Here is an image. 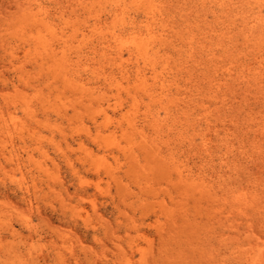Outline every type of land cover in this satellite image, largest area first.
I'll return each mask as SVG.
<instances>
[{
    "label": "bare ground",
    "instance_id": "obj_1",
    "mask_svg": "<svg viewBox=\"0 0 264 264\" xmlns=\"http://www.w3.org/2000/svg\"><path fill=\"white\" fill-rule=\"evenodd\" d=\"M47 1L50 2V0ZM55 1L56 3L52 11H49V8L48 10L45 9L47 5L44 6L41 0H15L14 4L10 2L12 5L8 2V4L6 3L7 5H4L5 10L3 11L4 14L7 13V17L3 20L0 17L1 23L4 22L0 24L5 27L3 28L0 25L2 28L0 33L4 32L3 34L5 35H1L0 41V68L2 69L0 70V178L3 179L1 176L4 175L5 179H11L12 183L15 184V187L12 186L13 190L21 193L19 197L26 206H29V209L34 207V198H37V192H39L40 188L42 189L43 186L39 184L36 185V181H33L32 185L28 181L26 182L25 177L27 176L25 175L21 174L23 177L18 178V176L12 174V170H14V173L17 169L22 170L23 166H26V161L30 163V170L33 174L35 171L36 174H40V177L46 176V180H54H52V183H48L51 187H55L54 182H56V184L57 182L62 184L60 185L58 183L60 185L59 188L65 186V183L60 181L62 175L59 174V170L57 171V175H61L60 178L54 175L55 170H53L54 172L51 170V168L56 169L54 167L56 163L59 164L57 159H55L56 155L53 157L56 162L54 161V164H52L54 165L53 167L50 165L51 168L46 166L45 161L39 160L43 157L44 159L46 157L47 160L51 159L49 156L50 153H48L47 150V145L45 146L44 144V142H47L46 139L49 136L46 138L44 135L38 134L42 130H38L39 132L35 130V132L30 122H34L35 124L42 122L38 114L40 111L48 118L54 114L58 117V120H66L68 123H72L75 120L77 123L74 122V127L78 128L74 129L72 125L69 124L70 127L76 131L83 130L84 132H82L85 134V136H82L83 134L81 135V132L80 134L79 132H75L78 136L80 135L78 141H75L78 142L79 148L85 150L87 154L86 159L84 156V159L81 157L83 159L82 167L85 171H93L99 178L100 176H104L102 174H107L109 175L108 178H112L119 183L120 180L124 179L123 177L126 176L129 178L128 176H130L128 173L131 172L132 168L130 167L129 172L128 163L134 164V167L138 165L140 167L141 162L144 160L145 165H143L145 169L148 167V171L146 170L148 172L147 175H150L151 178L145 175V169L141 170V172H143L142 174L145 175L147 180H154L155 174L161 178V172L165 170L162 172V176L165 173V177H163L165 179L167 178V183L164 178L163 180L167 186L164 184H161V186H165L167 190L160 187V185V188L158 187L160 192L163 189L166 191L163 192L167 194V198L163 197L165 196L163 192H161L163 196L159 195L165 198L163 202L160 201L162 198L160 199L158 196L159 192L156 191L158 189H155L156 186L153 184H151V188L153 187L152 193L157 194L151 197L153 199L156 197L155 200L150 199L153 200V205L148 197L146 198V194L143 195L149 189L147 188L146 190L144 187L145 185L147 186L148 183L144 184L143 182L142 184L146 191L142 190V186L140 187V185H138L142 192L145 191L144 193L137 191V193L140 192V194H137L131 191L130 184L132 185L135 183L133 179L136 180L141 176L138 174L140 172L138 169L136 172H133L135 177L131 174L129 181H126V186L131 180L133 182H130V184H128L129 186H127L130 187L128 189L131 192H127L128 190L126 191L123 188V184L120 185V187L122 186V189H124L123 192L121 191L123 193L122 195H124V192L127 194L124 200L126 197H133V194L135 196H145L144 201L147 199L149 202L146 200V203L143 202L142 206L141 203H139L140 206L137 204L139 208L143 206L154 207V201L156 202V206L158 205L157 202H161L159 216L158 213H156L158 209L156 210V207L152 208V210H156H154V213L157 214V217L160 218L163 215L165 219L162 220V217L161 221L155 216V222L158 221L159 223L160 221L159 224H161L159 226L158 223H155L158 225V229H156L159 230V232L163 231L162 234H164V232L167 231V227L171 225L170 228H174V231L172 230L171 232L169 227L168 231H170L169 233H175V231H177L174 238L175 240L178 239V241L171 238V235L165 236L166 239L169 238L170 241L180 242L179 238L184 237L181 238L182 243L185 242L186 238L189 239H186L187 241L185 242L187 244L185 245L188 246V250H185L186 246L180 248L179 243V248H176L175 246H177V244H175L174 247L177 253L184 249L182 250L183 253H180V255H185L189 253L190 250L188 257H190V259L192 258L193 261L196 258H193V253L191 252L194 246L196 248V246L198 247L200 245L198 248L204 253L201 252V250L194 249L195 254L199 251L197 253L199 255L201 252L200 258L203 260H199V264H201L202 261H204L202 263L204 264L206 260V263H208L211 259H213L212 261L215 263L211 262L210 264H264V0H211L209 1L211 4L208 3V1L200 0V2H204V8H202L203 6L201 7L200 13L202 14V11L205 10L206 16L204 25L202 26L198 21H192L195 16L192 17L193 19H191V21L185 18L187 15H184V18L181 17L180 20L173 17L171 18V16V19H168L167 10L169 8L167 9V5L163 3L164 1L166 2V0H162L163 2L160 0H58V2L54 0V2ZM189 1L192 2L191 0ZM206 2L207 4H205ZM133 3L137 6L135 7L137 8L135 14H131L130 12L132 9H130V6ZM9 4L11 5L10 8ZM5 6H8L7 8H9L10 11L7 12L8 9ZM170 7L172 6L170 5ZM190 7L191 9L194 8L192 6ZM172 8L170 10H172ZM173 10H176V8ZM176 12L179 13V9ZM170 13L172 15L174 11ZM190 13L192 12L190 11ZM2 17H4V15ZM203 17L204 16H202V18ZM211 17L212 19H210ZM189 18H191V15ZM4 37L7 38L5 39ZM171 54L175 55L176 58L178 57V61L181 60V64L176 63V66H171V64H174L171 63L172 61L170 60ZM167 56L169 58L168 60ZM190 63H192L191 66ZM192 67L193 69L191 70ZM185 74L188 78L184 80H188L191 85L188 83L185 86L182 83V85H184L182 87H185L184 89L187 88L184 91H182L183 88L181 84L178 87L174 86L178 88V91H173L177 93L173 95L171 90L172 86L178 85V83L181 82V76L186 78ZM184 80L183 82H185ZM240 80L241 82H239ZM237 82L238 86L239 83H243L242 86L244 85L243 89H240L241 92H238V86L237 92L234 88ZM19 112H22L24 115L20 117ZM52 121H50V124ZM64 121L63 124L65 123L66 125L67 122ZM43 122L45 121L43 120ZM59 122L61 123V121ZM54 123H52V125ZM78 123H80V125H77ZM81 124L85 128H81ZM52 127L55 128V126ZM58 129L61 130L60 128ZM52 132L54 133V130H52ZM72 134L70 133L69 135L73 137ZM61 135L60 131V136ZM55 138L54 136H52V138L49 137L48 143H53L54 145L56 142L57 144V141L54 142ZM64 138L65 141L68 139H66V137ZM61 140L59 139V142H61ZM176 140L181 142H177L176 144ZM87 142L94 143L99 150H104V152H101L103 154H100L98 150L99 153L97 154L96 152L95 154V149L93 150L91 146L88 147ZM71 143L72 142L69 144L71 145ZM56 147L58 148V146H55V148ZM63 147H65L64 143ZM79 148L77 146V149ZM72 149H74V153L78 155L80 152L83 153L82 151L77 153L75 150L76 146H73ZM65 150L66 149H64V151ZM71 150L69 146L70 153H72ZM37 152H40V156L43 157L37 159ZM69 155L64 153L65 159H68L64 162L69 164L67 167H70L69 170L72 173V178L71 176L67 177V180L68 178L72 180L77 179L78 181L76 182H78V186L75 187L76 185L74 186L72 184L74 186V192L64 187V192H67L66 195L69 196V198L67 196L68 199L74 197L73 199H75L78 204L76 206V204L72 202L76 206L74 209H71V206L67 207V204L64 205V203L67 202H69L68 204L70 205L72 198L70 201H68L67 198V200L62 198L64 194L61 193L63 191L61 187L60 190H62L61 192L58 191V194L61 193V196H59L65 199V201L63 203L62 199L60 200V203L62 202L60 207L64 209V211H60L64 213L66 211L70 214L71 211H73L71 214L72 217H70L71 220L73 219V222L76 224L78 223L77 221L83 220L85 223L83 225L87 227L92 224L89 223V220L98 223L102 216V213L101 216L100 214L98 215L100 212L97 208V206L99 207L98 198L96 199L93 195V198L97 201L91 200V193L94 191L91 193L88 191L86 186H88L89 183H85L84 179L90 182L94 180L89 179V177L82 180L84 175L82 176L81 170L83 168L81 167V170H78L79 168L75 166V163L79 161L77 162L74 160L75 158L77 160L79 158L75 157L73 159L75 161L74 163L71 161V157H68ZM72 155L73 154H71V156ZM111 157L114 160H111ZM151 157L154 160L156 157L155 161L158 168L154 167L153 169L152 167V169L156 171L159 170V174L154 173L153 175L149 173L151 171L149 170V166H152V163L155 162L151 161ZM122 160H125V162H122ZM114 163L120 166L122 163H125L124 165L128 167L123 166V169L127 168L128 172H126L125 175L121 174V176L118 175L119 171L116 174L114 170H118V167L116 165L117 169H114ZM7 164L12 168L9 169ZM30 165L29 167L27 165V167L30 168ZM59 168L60 167H58V169ZM136 168L132 169V171ZM140 169H142V167ZM125 170L122 171L124 172ZM117 175L121 179L117 177ZM35 176H33V179L37 178ZM152 176L154 177L152 178ZM48 177L50 178L48 179ZM65 177L66 176L63 178ZM84 177H87V175ZM27 178L30 180L29 176ZM71 179L69 180L71 181ZM157 180L160 182L162 179ZM163 180L161 182H163ZM107 181L104 183L107 184ZM139 181L140 178L138 182ZM99 182L100 181H97L98 184L94 183L97 184L95 188L99 192L98 194L103 195L104 190V192H108L105 193L111 198L110 192L112 190L109 192L110 188L107 190L104 189V184H102L104 185L102 188ZM72 183L74 182L72 181ZM33 186L34 188H32ZM39 186L40 188L37 190ZM54 187L52 188V193L56 192ZM107 187L106 185V188ZM46 188L49 191H43L45 194L42 193L41 190L40 192L47 196L48 193L50 194V189L48 187ZM59 188H57V190H59ZM117 188L121 194L120 190L122 189L119 187ZM8 190V185L3 181V186L0 187V195L4 198L6 205L14 209L15 205L12 204L17 202L15 201L16 199H14L15 203H12L11 199L9 200ZM150 190L151 189L148 190L149 194ZM154 190L156 192H154ZM69 191H71V193ZM41 193L40 195L42 196ZM95 193L97 194V192L92 194ZM105 193L104 196L107 198ZM131 193L133 194L131 195ZM39 196L37 199L45 197ZM3 198L0 199L3 200ZM41 199H39V201ZM88 200L92 201V209H94L92 213H97V217L100 216L98 217L99 220L93 219L94 216L98 219L96 214L91 216L92 213H89L92 218L87 216L88 213L86 209V218L83 217L85 211L83 210L84 208H81ZM140 200L142 201L143 199L141 198ZM140 200L138 199V202H140ZM120 201L121 203L123 202V200L119 198V202ZM125 201L128 200L126 199ZM204 201L212 210L213 208L216 209L217 213H213V218L210 214L206 213L209 207H207L205 203V205L203 204ZM8 202L10 204H8ZM124 203L126 204V202ZM127 203H131V200ZM147 203L151 204L146 205ZM2 204L0 202V206H2ZM38 204H35V209ZM21 205L23 206V204ZM21 205H18L19 208H17V210L8 209L10 213L5 212L4 207L3 212L7 214L1 211V207L0 264H15L17 261L18 263L16 264H27L31 261H34L33 264H40L39 259L41 258L39 257L42 253H40L41 255L37 253L39 256L35 253V255L32 254V252H34L33 248L37 246L34 244L38 242V236L35 235L37 236L35 243H30L31 241L29 238V240L27 239L25 242V237H21V232L13 223L9 222L10 220L8 217H6V220L7 218L9 220L8 223L4 227L2 226L5 224L4 222H6L3 217L4 214L8 216L12 211L14 216V213L18 210L19 213H21L22 209H26L24 207L22 208ZM114 205H116V207L118 206V211L121 210L119 209L120 204ZM194 205L195 210L197 209V214L192 215L190 212L192 209L188 207ZM31 209L30 214L32 213L31 211H33ZM39 209L38 206L37 210ZM89 209L90 208H88V210ZM145 209L147 211L149 210L147 208ZM27 210L28 209H26V211ZM82 210L84 211L83 213ZM150 210L148 213L151 214L152 210ZM16 213L18 214V212ZM26 213L29 214V212ZM23 214H25V212ZM28 214L25 215L30 218H24L25 221L22 222L32 229L34 227L33 220ZM63 215L66 216V213ZM19 216L20 215H18V218ZM21 217H23V215H21ZM21 217L20 219H22ZM87 217H89V219ZM13 218L10 219L14 220ZM143 220L145 219H142L141 222ZM211 220H218L217 224L218 222L221 224L220 228H218V232L214 226H211L213 225ZM204 221H208L209 223L205 225L206 223H204ZM210 222L212 224H210ZM100 223L103 225V222ZM136 223L134 224L136 225ZM134 224H132V227H134ZM208 224L210 226H208ZM150 225L151 224H149V226ZM200 225L203 226L202 229L205 228L207 232L204 229L199 230L198 227H200ZM91 226L94 229L99 228L98 224H92ZM122 226L123 224L121 227ZM127 227H131V225H127ZM160 227H162V229ZM210 227L213 230L216 229V232L207 230L208 228L210 229ZM37 228L38 227L33 228L34 231L37 230ZM136 228H138V224ZM177 228H181L183 233L178 232ZM25 229L28 228L25 227ZM104 229H108V227L104 226ZM109 229L106 231L107 233L109 231V234L114 232V230H111L113 228ZM114 229L115 231L117 230L116 228ZM181 229L179 231H181ZM2 230H4V232L8 231L9 235L1 232ZM100 230L101 228L98 234L102 235ZM37 231H39V228ZM168 231L166 234H168ZM30 232L28 233L30 234ZM57 232L54 230L53 233L57 234ZM204 232L206 236L200 237L201 233ZM116 233L114 234L117 239L118 237L116 235L120 232ZM125 233L122 234L125 235ZM128 233L131 234L130 232ZM132 233L134 234L133 236H131L132 234L128 235L136 239V235L139 232L136 233L132 231ZM178 233L181 234V237ZM29 234L27 235L34 236L33 234ZM58 234H60V237L64 235L59 232ZM145 234L148 236V233ZM196 234L199 236H196ZM144 235L142 233L143 237ZM59 236L57 235L56 238L58 239ZM185 236L187 237L185 238ZM115 237L113 236L114 239ZM162 237L160 235V238ZM8 238H13L15 242H18L14 244L13 240L10 239L11 242H9ZM124 238L125 237H122L120 241ZM59 239L63 240V237ZM114 239L111 242L117 246V244H119V238L117 240L115 239L118 242L114 241ZM148 239L150 241L148 240L149 242H147V245L143 243L146 242L147 239L142 242L146 246L142 245L140 242L138 243L137 240L135 242L132 241L134 243L129 242L128 244H131L129 246L131 252L126 250L124 253L126 257L128 252L130 256L133 257L136 253H139L140 255L138 258L140 257V260L135 257H128L133 260L136 259L135 262L137 261L138 264H149L147 263L148 261H150V264H159L158 261L155 263L158 259H155L156 253L152 250V248L156 246L153 242L154 240H151V237ZM166 239H164L165 241L161 239L162 244L165 242L163 245L166 243L168 244V247L166 246L167 244L163 247L162 244H160L161 246L159 245L162 247L161 249L164 248L162 251L168 252V249L171 251L172 249L174 250V247L169 245L171 243L169 239H167L169 242H167ZM23 240L24 244L22 243L23 245H21ZM27 241H29V243ZM55 241L60 245L61 242L59 243V240L58 242L57 240ZM55 241L53 242L55 243ZM76 242L80 243V241ZM26 243L30 245L28 246ZM25 244L29 247L30 250L26 246L30 254H25L27 250L22 247L25 246ZM31 244L34 245L33 248L30 247ZM189 244L192 246L191 249ZM59 245H56V248L59 249L60 247L63 249L66 246V244H63V247ZM69 245L72 246L71 243ZM69 245H67V247ZM81 245L82 247H79L80 250H82L84 246L83 243ZM105 245L107 246L108 244L105 243ZM105 245H103L104 248ZM43 246L44 244L41 245L42 248L39 251H42ZM159 246L157 245L156 247L161 251ZM72 247H68V249L72 250H68L70 253L76 251L74 247ZM118 247L120 246L118 245ZM65 248L63 251L66 252ZM125 249L126 248H124V251ZM60 250L61 249H59V251ZM44 251L43 249L42 252ZM59 251H57V254L62 257L64 256L63 254H65V260L67 261L66 253L60 255L61 253H58ZM110 251L111 253H117V249H112ZM124 251H122V255ZM74 252L73 254H75ZM167 252L166 254H169ZM176 252L174 254L172 253L173 255L171 254L172 257L167 255L166 258L173 259V256L177 254ZM46 253L47 252L44 254ZM115 253L114 256L117 255ZM202 253L205 256H203ZM73 254L71 253V258L73 256L77 257L76 254ZM106 254L104 253V255ZM119 254L118 252V256L120 257L121 255ZM153 254H155L152 258L153 261L155 260L154 263H152L153 261L150 259ZM166 254L164 253L163 255L165 256ZM47 255H42V258ZM49 255L48 257L50 258L51 256ZM108 255L109 254H107V256ZM125 255L120 257L121 261L122 259L125 261ZM207 255H210L211 258ZM107 256H104L102 260L104 262L102 263H106V260L108 261L109 257L107 259ZM177 256L179 255H176V257ZM76 257H73V259L76 260ZM80 257L82 258V256ZM119 257L115 259L118 260ZM52 258L53 257L50 259ZM112 258H110V260H112ZM200 258L198 257L195 261ZM63 259L60 257L59 260L63 261ZM180 260L177 259L175 262H182V260L183 264H186L185 261L187 262L184 258ZM128 261L127 259V262ZM140 261L142 263H139ZM168 261L169 260H167V262ZM45 263L43 262L41 264ZM128 263L133 264L134 262L130 260ZM168 264H170V262Z\"/></svg>",
    "mask_w": 264,
    "mask_h": 264
},
{
    "label": "rangeland",
    "instance_id": "obj_2",
    "mask_svg": "<svg viewBox=\"0 0 264 264\" xmlns=\"http://www.w3.org/2000/svg\"><path fill=\"white\" fill-rule=\"evenodd\" d=\"M7 1H8V0H6V1H4V0H0V17H1L2 20H3L4 18L7 17V15H6L7 13H6V11H5L6 14H4V12H3V11L5 10L4 5H5L6 3L8 4V2H9V3H10V2H11V3L13 2L12 4H14V2H15V0H12V1L10 0V1H8V2H7ZM41 1L44 3V4H43L44 6L47 5V6H45V9L48 10V8H49V11H50V10H51V11L53 10V8H54V6H55V3H56V1L54 2V0H50V2L47 1V0H41ZM59 1H61V0H59ZM160 1H162V0H160ZM163 1H164V0H163ZM163 1H162V2H163ZM171 1H172V2H171ZM191 1H192L193 3L190 2L189 0H186L187 3L185 2V0H170V1H169V0L167 1V0H166V2L164 1L163 3H164L165 5H167V9L169 8V9L167 10V11H168V12H167V18H168V19H171V18L173 17V18H176V19H179V20H180L181 17L184 18V15H187L188 17L185 16V18H188V19H190V21H191V19H193L192 17L195 16V18H194L192 21H193V22H194V21H198L199 23H201V26L204 25V21H205V18H206V16H205V12H204L205 10L202 9V10H204V11H202V14L200 13V12H201V11H200V10H201V7L203 6L202 8H204V4H203L204 2H200V0H198V1H197V0H194V1L191 0ZM201 1H203V0H201ZM204 1H208V3H210L209 1H211V0H204ZM45 2H46V3H45ZM51 2H52V3H51ZM57 2H58V0H57ZM11 3H10V4H11ZM7 4H6V5H7ZM10 4H9V5H10ZM12 4H11V5H12ZM179 4H180V5H179ZM187 4H189V5H187ZM191 4H192V5H191ZM194 4H196V5H194ZM205 4H207V2H206ZM210 4H211V3H210ZM9 5H8V6H9ZM11 5L9 6V8L11 7ZM170 5H171L172 7H174V8L170 7ZM173 5H174V6H173ZM182 5H183L184 7H183ZM8 6H5V7L7 8ZM131 6H132V7H131ZM131 6H130V9H131V8H132V9L130 10V12H131V14H135V13L137 12V11H136L137 8H135V7H137V6H136L135 3L131 4ZM176 6L178 7V9H179V11L181 12V14H180V12H179V13L176 12V11H178V9H177ZM180 6H181V7H180ZM188 6H189V7L192 6V7H194V8L191 9V7L189 8ZM197 6H198V7H197ZM199 6H200V7H199ZM9 8H7V9H8L7 12L10 11ZM171 8H172V10H170ZM175 8H176V10H173V9H175ZM181 9H182V10H181ZM189 9H190V10H189ZM193 10H194V11H193ZM169 11H170V12H173V11H174V13H176V14L172 13V15H173V16H172L171 13H170ZM190 11H191L192 13H190ZM2 12H3V13H2ZM194 12H195L196 14H195ZM188 13H189V14H188ZM209 13H210V12H209ZM197 14H198L199 16H198ZM203 14H204V15H203ZM210 14H211V13H210ZM3 15H4V17H2ZM178 15H180V16H178ZM190 15H191V18H189ZM170 16H171V18H170ZM202 16H204V17L202 18ZM196 17H197V18H196ZM1 19H0V20H1ZM202 19H203V20H202ZM210 19H212V17H211ZM0 23H1V21H0ZM2 23H4V22H2ZM2 23H1V24H2ZM1 24H0V25H1ZM1 26H2V25H1ZM2 27H3V26H2ZM3 28H5V27H3ZM1 29H2V28L0 27V30H1ZM3 33H4V32H3ZM3 33H2V32L0 33V41H1V37L4 35ZM1 35H2V36H1ZM4 36H5V35H4ZM4 38H5V37H4ZM6 38H7V37H6ZM6 38H5V39H6ZM168 56H169V54H168ZM168 56H167V60L169 59ZM170 57H171L170 60L172 61V62H171V61H170V62L175 64V65H174V64H171V66H172V65H173V66H176V63L181 64V60L178 61L179 59H178V57L176 58L175 55H172V54H171ZM183 61H184V59H183ZM185 64H186V63H185ZM191 64H192V63H190V66H191ZM192 69H193V67L191 68V70H192ZM0 70H2V69L0 68ZM185 77H186V74H185ZM181 78H182V79H181ZM187 78H188V77L184 78V77L181 76V77H180L181 82L178 83V85H173V86H172V89L170 88V89L172 90V92H173V91H176V92H177V91H178V88H177V87L180 86V84H181V87L184 86V85L186 86L189 82H188V80H184V79H187ZM183 80H184L185 82L187 81L186 84H185V82H183ZM179 81H180V80H179ZM239 82H241V80H240ZM182 83H183L184 85H182ZM189 84H190V83H189ZM242 84H243V83H241V84L239 83V86H238V82H237V84H235L236 86H235L234 88H235L236 92H237L238 87H239L238 92H241L240 89H243V87H244V85L242 86ZM190 85H191V84H190ZM174 86H177V87H174ZM237 86H238V87H237ZM187 87H189V86H187ZM176 88H177V89H176ZM182 88H183V87H182ZM184 88H185V87H184ZM184 88L182 89V91H184V90L187 89V88H186V89H184ZM175 89H176V90H175ZM176 92H173L172 94L174 95V93H176ZM176 94H177V93H176ZM175 96H176V95H175ZM177 96H178V95H177ZM179 96H180V95H179ZM184 97H185V96H184ZM38 114H39V118L41 119L42 122L39 123V124L36 123L37 125H36L34 122H30V123H32V126L34 127V128H33L34 131H35V130H36V131H38V130L41 131V130H42V131H41L42 133L39 132V131H38L39 133H38V132H37V133L40 134V135H42V136L44 135L46 138H47L48 136L51 137V138H52V136L56 137L55 140H54V142L57 141V144H56V142H55L56 145H55V144H54V145H55V146H58L59 149H58L57 147L55 148V146L53 145V143H48V138H49V137H48V138L46 139L47 142H44V144H45V146L47 145V150H48V153L51 154V155L49 154V156L51 157V159H49V158H50V157H49V158H48L49 160H47L46 157H45V159H46V160H45L43 156H42L43 158L40 156V152H37V153H36L37 159L42 158V159H39V160H43V161H45L46 166H49V167L51 168V166H52V167L54 166V165H52V164H54V161L56 162V160H54V158H53V157L56 155V156H55V159H57V162H58L59 164L56 163V166H54L56 169H54V168L52 169V168H51V170H52V171L55 170V172L53 171V172H54V175H56V176L59 177V178H60L61 175H62L63 177L66 176L65 178H63V177L61 176L62 179H60V181H62L63 183H65V186H61V187L63 188V191H62V192H61L62 189L60 190L61 187L59 188V186L62 185L60 182H57V184L59 183L60 185H59V184L57 185L56 182H54V183H55V187H54V186L51 187L50 185H48V183H49V182L52 183L54 180H53V179H51V180H46V179H47L46 176H41V177H42V178H41V177H40V174H36V172H35L34 170H33V171H34V174H33V172H31V170H30V169H31V165H30V163H29L28 161H26V162H25L26 166H23V168L25 169V168L27 167V165H28V167H29V165H30V168L27 167L25 170H24L23 168H22V170H20V169L18 170V169H17V171L15 170V171H16L15 173L13 172L14 170H12V174L18 176V178H22V177H23L22 175H25V176H27V177L29 176L30 180H29L27 177L24 176L26 182L28 181V182L32 185L33 181H36V185L39 184V185H42V186L44 187V188H43V187L41 186V187H42V189H41L40 186H39V187H37V188H38L37 190H39V188H40V190L42 191V193L45 194V192L49 191V190L46 188V187H48V188L50 189V194L48 193L47 196H46V195L42 194V193L40 192V190H39V192L42 194V196H45V197H42V196L40 195V193L36 191V192L38 193L37 198H38V196L40 195V196L42 197V199L39 198V199H41V200L39 201V199L34 198V199H35V200H34V207H35V204L37 205V204L39 203L38 206H39L40 209L37 210L38 206L36 207V209H35L34 207H33V208L31 207L32 209H31V208H30V209L33 210V211H31L32 213L30 214L29 206H28V205L26 206V205L24 204V202H23V201L20 199V197H19V196L21 195V193L15 191V190H13L12 186L15 187V184L12 183V181H11L10 178L5 179V178H4V175H2L1 177H2L3 179L0 178V187L3 186V181H5L6 184L8 185V187H9V190H8V193L10 194V195L8 194L9 200L11 199V200H12V203H15V201H16L17 203L12 204V205H15V206H16V208H15V206H14V209H13L11 206H7V205H6V202H5L4 198L0 195V198H1V199L3 198V200H4V201H3V200L0 199L1 204H2L3 202L5 203V204L3 203L2 206H0V210H1V207H2V210H1V211L3 212V208L5 207L7 210L4 208V211L8 213V212H9L8 209L11 208V210H12V209H13V210H17V208H19L18 205H21V204H23V206L21 205L22 208L24 207V208L28 209L27 211H26V209H24V210H25V211H24V210L21 208V209H22V210H21V213H22V212H23V213L25 212V214L27 215L28 213H26V212H29L28 215H30V216H31V219L33 220V221H32V222H33V225H34L33 228L38 227L40 232L37 231V230H38V228H37V230H35V231L37 232V233H36V232L34 231L33 228H32L33 230L30 229L29 227H27V225H26L24 222H22V221H25L26 218H30V217L26 216V215L23 214V213H22V214L19 213V210L16 211V212H18V214H17L16 212L14 213L16 216H15V215L13 216V214H12L13 212L10 210V211H11V214H12V215L9 214L10 217H9V215L6 216L5 214H7V213L3 212V213H5L3 217H4V219H5L6 222H4L5 224H3L2 226L4 227V226L8 223V221L10 220L9 222L13 223V224L17 227V229L21 232V233L19 232L20 235H21V237H23V238L25 237V238H24V239H25V242H26V240L29 238L30 241H31L30 243H32V242L35 243L36 240H37V238H38V239H39V240H37L38 242H36V244L33 243L35 246H36V245H37V246L34 247V245H32V244H31V246H30L31 248L34 247V248H33V251H34V252H32V250H31L32 254H33V255H35V254H37V253H38V254L42 253V255H47V254L49 255V254H50L49 256L53 257L52 259H50L51 257L49 258L48 255H47L46 257L43 256V258L45 257V258L43 259V258H42V255L40 254V255H41V256L39 257V258H41V259H39L40 264L43 263V262H44V263H45V262H48V263H45V264H49V263H50V264H64L65 262H66L65 264H76V263H77V264H90V263H91V264H111V263L120 264L121 262H125V263L129 264L128 262H129L130 260H131L132 262H134L133 264H135V263L138 264L137 261L135 262L136 259L133 260V259H131V258L128 257V256H130V253H129V252H128V254H127V257H126V255L124 254V253L126 252V250H127V251H130L129 246H130L131 244L129 245V244H128L129 242L131 243L132 241L135 242V241L137 240L138 243L140 242L142 245H144V244L146 243V245H147V244H148L147 242L150 241L148 238L151 237V240H154V241H153L154 244H155L156 246H157V245L159 246L160 244H162V240H161V239H163V241H165V240H164V239H166L165 236H167V235H168V236L171 235V238H174V236H176L175 233H176L177 231H175V233H169L170 231L172 232V230L174 229V228H173V229L170 228L171 225L168 226L170 229L166 226V227H167V231H168V229L170 230V231H168V234H166L167 231H165V230H164V231H165L164 234H162L163 231H160V232H159V230H157V229H158V225L155 224V223H158V221L155 222V220H156L155 216L157 217V214H155L154 212L158 209V210L156 211V213H158V216L160 215L159 213H160V209H161V202H163V200H164L165 198H167V194L163 192V191L167 190V188H165V186H167V185H165V184L167 183V180H166L167 178H166V179L164 178V177H165V176H164L165 173L163 174L164 177L162 176V172L165 171V170H163V171L161 172V176H160L161 178H159L156 174L154 175V173H158V171H159V170H158V171L153 170L154 167L158 168V167H157V164H156V161H155L157 156L155 157V160L151 157V158L153 159V160L151 159V161H152V162L155 161L154 163H152V166L150 165V164H151V161H149V158H148V161H149V163H150V164H149V165H150V166H149V170H151L149 173H150V174L152 173V174L155 176V179H154L155 181H154L153 179H152V180H147V179H146L145 175H147V173H148V172H147V171H148V169H147L148 167L145 169V166H144V165H145V162H144V160L142 161L143 163L141 162V166H140V167H139V165L137 164L138 166H136V167H139V168L134 167V166H133L134 164H129V163L127 164V163H126V164L129 166V167H128V166L124 165L125 163H124V164L122 163L121 166H120L119 164H117V163H114V169H117V168H116V165H117V167H118V170H114V172L117 174V172L119 171L120 173L118 172V175H120V176H121V174H122V175H125V173L128 172L127 168H125L127 171H126L125 169H123V166L128 167L129 172H130V167H131L132 169L136 168L134 171H132V169H131V172L128 173V174H130V176H131V174H132L133 177H135V175L133 174V172H136L137 169H138V171H140V172H141V170L145 169V170H144V171L146 172L145 175L142 174L143 172H141V173L139 172V173H138L139 175H141L140 177L137 178L138 180H139V178H140V181H139V182H138L137 179H136V180L133 179V182H135V183L131 185L130 182L133 183L132 180H131L129 183H127V186H129L128 184H130V186H131V191H133L134 193H135V192L137 193V191L142 192V191L140 190V188H139L138 185H140V187H141L142 184H143V182H144V184L148 183V184H147L148 187H147L146 185H145L144 187L146 188V190H147V188L151 189V190H150V194H151V195L148 193V192H149V191H148L149 189L146 191L145 188H143V186L141 187V189L143 188L142 190H145V191H146V193H144L145 191L142 192V193H144L143 195L146 194V195H145L146 198L148 197V199H149V201L152 203V205H153V200H155L156 197H155V199H153V198H151V197H152V195L154 196V194H156V193H152V192H153V191H152L153 187L151 188V184H153V185L156 186L155 189H158L159 185H160V187H162L161 184H162V185H163V184L165 185L164 187H162V188H164L165 190H164V189H163V190L161 189V190H162L161 192H163L165 196H163V193H161V192L159 191L160 189L156 190V191L159 192L158 196H159V195H162L163 197H165V198H162V196H161V197L159 196L160 199L162 198V200H160V201H161L160 203L157 202L158 205L160 204L159 206L157 205L158 208H157V206H156V202L154 201V203H155L154 207H156V210H155V209L152 210V208H154V207H150V206H149V207H147V206H146V207L143 206V207L139 208L137 204L141 203V206H142L143 202L146 203V202H145V201L147 200L146 198H145L146 200L144 201V197H145V196H142V197H141L140 195H139V196H135L133 193H131V195L133 194V197H134V198H133L131 195H130L131 197H129V194H128V197H129V198L126 197V199H127L128 201H125L126 199L124 200V197L127 196V194H125L126 192H124V195H122V194H123L122 192H123L124 189H125L126 191L128 190L127 192L130 191V190L128 189V188H130V187H127V186H126V181H129V178H131L130 176H128L129 178H127L126 176H125V177L122 176V177L124 178V179H122L123 182L125 183V184H124V183L122 182V180H120L121 178H120L118 175H117V177L120 178V179L118 178V179L120 180L119 183H117L118 181H114L112 178H108L109 175H107V174H102V175H104V176H100V178H99V176H98L96 173H93V171H88V170L85 171V170H84V168L82 167V166H83V165H82V164H83L82 161H83L84 157H85V159L87 158V154H86L85 150L79 148V145H78V142H77V141H78V138H79L80 135L78 136L76 133L79 132V134H80V132H81V135L83 134L82 136H85V134L83 133V132H84L83 130H82V131H83V132H82V131H76V130H73V129H72V128H74V129H77V128H78V127H74V126H75V125H74V122H76L75 120H74V122H72V123H68V121H66V120H65V121L62 120V119H59V120H58V119H57L58 117L55 116L54 114H53L52 116H50L49 118H48L45 114H43L41 111H40ZM19 115H20V117H22L24 114H22V112H19ZM40 115H41V116H40ZM42 116H43V120H44L45 122H43V120H42ZM44 117H45V118H44ZM52 117H54V118H52ZM55 118H56V119H55ZM48 119H49V120H48ZM47 120H48V121H47ZM52 120H53V121H52ZM55 120H56V121H55ZM50 121H52L51 124H50ZM59 121H61V123H60ZM63 121H64V122H67L66 125H65V123L63 124ZM28 122H29V121H28ZM54 122H55V123H54ZM52 123H54V124L52 125ZM76 123H77V122H76ZM76 123H75V124H76ZM48 124H49V125H48ZM69 124L72 125V128L70 127ZM40 125H41L43 128H42ZM51 125H52V126H55V128L52 127ZM56 125H57V128H56ZM62 125H63V126H62ZM77 125H80V123H78ZM77 125H76V126H77ZM81 125H82V124H81ZM44 126H45V128H44ZM46 126H47V127H46ZM67 126H68V127H67ZM40 127H41V128H40ZM66 127H67V128H66ZM79 127H80V126H79ZM51 128H54V129H51ZM58 128H60L61 130H59ZM81 128H85V127L82 125ZM50 129H51V130H50ZM68 129L71 130V131H69ZM52 130H54V133H55V134L52 132ZM55 130H56V131H55ZM78 130H79V129H78ZM36 131H35V132H36ZM60 131H61V134H62L61 136H60ZM50 132H51V134H50ZM75 132H76V133H75ZM45 133H46V134H45ZM70 133H71V134L73 133V134H72L73 137H72L71 135H69ZM55 135H56V136H55ZM65 135H66V136H65ZM68 135H69V136H68ZM74 135H75V136H74ZM77 136H78V137H77ZM64 137H66V139H67V138H68V139L65 141V140H64V139H65ZM59 139H60V140L63 139V140H61L62 143L59 142ZM75 140H77V141H75ZM179 140H180V139H179ZM179 140H176V141H175L176 144H177V142H179ZM69 141L72 142V143L74 142L73 144L71 143L72 146L69 144V143H70ZM68 142H69V143H68ZM180 142H181V141H180ZM180 142H179V143H180ZM63 143H64V146H65V147H63ZM87 143H88V147L91 146V148H93V150H94V149L96 150V151L94 150V153H95V154H96V152H97V154H98L99 152H100V154H103V153H101V152H104V150H99V148H97V146L94 145V143H91V142H87ZM51 144H52L53 146H52ZM91 144H92L93 146H92ZM69 146H70V150L73 148V146H74V147L76 146V149H75L76 152L78 153V152L82 151L83 153L80 152L79 155H78V154L74 153V152H75L74 149H72V150H71L72 153H70V151H69ZM77 146H78L79 149H77ZM51 148H52V149H51ZM64 149H66V150L64 151ZM165 149H166V148H165ZM97 150H98L99 152H98ZM68 152L70 153V155H69ZM38 153H39V155H38ZM55 153H56V154H55ZM64 153H66L67 155H69L68 157H71L70 159H72L71 161H73L74 163H75V161H77V162L79 161V162L81 163V164H80L79 162H78V163H75V166L79 168L78 170H81V167L83 168V169L81 170V174H82V176H83V175H84V176L87 175V177H84V176H83V177H82V180H83L84 178H88V177H89V179L94 180V181L90 182V181H88L87 179H84V180H85V183H87V184L89 183V185L86 186V188H88V191H89L90 193H91L92 191L97 192V194H96V193H95V194H92V193H94V192H92L91 195H92V198H93V195L96 197V199L98 198V199H97V200H98V205H99V207H100V209H99V207L97 206L98 210L100 211V212L98 213V215L100 214V216H101V213H102V216H101V217L98 216V217H100V221H98V223L94 221V220H99V218L97 217V213H92V212H94V211H93L94 209H92V207H93V203H92V201H90V200L86 201V202L83 204V206H82L81 209L84 208V209H83L84 211H85V209H86V210H87V213H88V215H87V214H86V211L84 212V211L82 210V213L84 212V213H83V217H85V215H87V216H89L90 218H92L91 216H93L94 214H96V217H97L98 219H96L95 216H94V218H93V219H94V220H93L94 222H92L91 220H89V223H92L93 225H94V224H95V225L98 224V225H99V228H97L98 230H97L96 228L94 229V228L91 226L92 224H90L89 226H87V227H89V228L85 227V225H83V224H85V223L83 222V220H79V221H77V222L79 223V225H78V223H77V224L74 223V222H73V219L71 220V218H70V217H72L71 214L73 213V211H71V214L65 211L67 217H66L65 215H63V214H65V213L63 212L64 209H63L62 207H60V205L62 204V202L64 203L65 199H66L67 196H68V195H66L67 192H66V193L64 192V191H65V190H64V187H65V189H66V188H69V190H72V191L74 192V190H73V189H74V186H75V185H76L75 187L78 186V182H76V181H78V180H77V179H76V180H72V179H71V178H72V173H71V171L69 170L70 167H67V166H69V164L67 163V164H68V165H67V164L65 163L68 159H67V158H66L67 160L65 159L66 155H65V157H64ZM52 154H54V155H52ZM71 154H73V155H72L73 157L71 156ZM81 155H82V156H81ZM57 156H58L59 158H58ZM78 156H79V157H78ZM83 156H84V157H83ZM75 157L79 158L81 161H80L79 159L77 160ZM81 157H83V159H82ZM74 158H75V159H74ZM73 159H74L75 161H74ZM65 160H66V161H65ZM111 160H114V159L111 157ZM146 160H147V159H146ZM64 161H65V162H64ZM148 161H147V162H148ZM0 162H1V161H0ZM46 162H47V163H46ZM50 162H51V163H50ZM113 162H114V161H113ZM122 162H125V160H122ZM2 163H3V161H2ZM27 163H28V164H27ZM60 163H61V164H60ZM47 164H48V165H47ZM76 164H77V165H76ZM143 164H144V165H143ZM154 164H156V165H154ZM161 164H162V163H161ZM7 165H8V168H9V169L12 168V167H11V168L9 167V164H7ZM50 165H51V166H50ZM57 165H58V166H57ZM59 165H60V166H59ZM78 165H79V166H78ZM80 165H81V166H80ZM130 165H131V166H130ZM153 165H154V166H153ZM162 165H163V164H162ZM146 166H147V164H146ZM160 166H161V165H160ZM160 166H159V167H160ZM58 167H60V168L58 169ZM66 167H67V168H66ZM119 167H120V169H119ZM133 167H134V168H133ZM141 167H142V169H140ZM152 167H153V169H152ZM161 167H162V166H161ZM163 167H164V166H163ZM33 168H34V167H33ZM121 168H122V170H125V171L123 172V171L121 170ZM156 168H155V169H156ZM86 169H87V168H86ZM139 169H140V170H139ZM58 170H59V174H61V175H59V174L57 175V171H58ZM68 170H69V171H68ZM146 170H147V171H146ZM60 171H61V173H60ZM87 171H88V172H87ZM121 171H122V172H121ZM154 171H155V172H154ZM25 172H26V173H25ZM66 172H67V173H66ZM68 172H69V173H68ZM159 172H160V171H159ZM16 173H17V174H16ZM23 173H24V174H23ZM123 173H124V174H123ZM0 174H1V173H0ZM21 174H22V175H21ZM35 174H36V176H35ZM66 174H67V175H66ZM69 174H70V175H69ZM85 174H86V175H85ZM89 174H90V175H89ZM158 174H159V173H158ZM20 175H21V176H20ZM93 175H94V176H93ZM126 175H127V174H126ZM136 175H137V174H136ZM166 175H167V174H166ZM33 176H35V177H37V178H36V179H33ZM70 176H71V178H68V180L71 179V181H70V180L68 181V180H67V177H70ZM92 176H93V177H92ZM148 176L151 178L150 175H147V177H148ZM154 176H152V178H153ZM35 177H34V178H35ZM97 177H98L100 180H99ZM133 177H132V178H133ZM136 177H137V176H136ZM156 177H157V178H156ZM166 177H167V176H166ZM16 178H17V177H16ZM49 178H50V177H48V179H49ZM96 178H97V179H96ZM107 178H108V181H107ZM163 178L166 180V183H164ZM9 179H10V181H9ZM32 179H33V180H32ZM63 179H64V180H63ZM103 179H105L108 183H107V184L104 183V182H106V181L103 180ZM111 179H112L113 181H112ZM126 179H127V180H126ZM143 179H144L145 181H144ZM157 179H159V180L162 179L163 182H161V181H162V180H161V181H160L161 183H160V182H158ZM52 180H53V181H52ZM65 180H66V182H65ZM109 180H110V181H109ZM40 181H41V182L43 181V182L41 183ZM45 181H47V182H45ZM57 181H58V180H57ZM72 181H73L74 183H72ZM97 181H100L99 183H101V185H102V184L105 185V186L102 185V188H103V186H104V189H106V190H107L108 188H110V189H109V192L112 190V191L110 192V194H111V198H110V196H107L108 194L105 193V192H107V191L104 192L103 189H102V190H103V195H102V194H101V195L98 194L99 192H98L97 189L95 188V187H97V184H98ZM151 181H152L153 183H152ZM83 182H84V181H83ZM102 182H103V183H102ZM109 182H110V184H109ZM40 183H41V184H40ZM50 183H49V184H50ZM68 183H69V184L71 183V184L69 185ZM76 183H77V184H76ZM90 183H91V184H90ZM94 183H97V184H94ZM113 183H114V184H113ZM159 183H160V184H159ZM72 184H73L74 186H73ZM116 184H117V185H116ZM118 184H119V185H118ZM122 184L124 185V186H123L124 189H122V186L120 187V185H122ZM136 184H137V185H136ZM33 185H34V184H33ZM44 185H45L46 187H45ZM51 185H53V184H51ZM67 185H68L69 187H68ZM106 185L108 186L107 188H106ZM153 185H152V186H153ZM125 186H126L127 189L125 188ZM137 186H138V187H137ZM53 187L55 188L54 190L56 191V192H54V193L51 192ZM56 187L59 188V190H57ZM117 187H119L120 189H122V190H120V192L122 191L121 194L119 193ZM160 187H159V188H160ZM32 188H34V186H33ZM46 189H47V190H46ZM94 189H95V190H94ZM132 189H133V190H132ZM43 191H45V192H43ZM58 191H60L62 194H64V195H63L64 197H62V198H65V199L60 198V196H61L60 194H61V193L58 194ZM131 191H130V192H131ZM156 191L154 190V192H156ZM14 192H15V193H14ZM33 192H34V189H33ZM69 192L71 193V191H69ZM73 192H72V193H73ZM112 192H114V193H112ZM117 192H118L119 194H118ZM140 192H138L137 194H140ZM158 192H157V193H158ZM165 192H166V191H165ZM55 193H56V194H55ZM101 193H102V191H101ZM104 193H105V195L107 196V198L104 196ZM107 193H108V192H107ZM160 193H161V194H160ZM112 194H113L114 196H113ZM137 194H136V195H137ZM147 194H148V196H147ZM59 195H60V196H59ZM70 195H72V194H70ZM156 195H157V194H156ZM156 195H155V196H156ZM14 196H15V197H14ZM40 196H39V197H40ZM57 196H59V197H57ZM103 196H104L105 198H104ZM149 196H150V198H149ZM158 196H157V198H158ZM10 197H12V198H10ZM114 197H115V198H114ZM136 197H137V199H136ZM138 197H140V198H138ZM59 198H60V199H59ZM68 198H69V196H68ZM68 198H67V199H68ZM71 198H72V199H71ZM71 198H70V199L72 200V201H71V204L69 205V204H68L69 202H67V203H64V205L67 204V205H68L67 207L71 206L70 208H71V209H74V208L77 206L78 203H76V200L73 199L74 197H71ZM92 198H91V200H96V199H94V198L92 199ZM119 198H120V200H121V199L123 200L122 203H121V201L119 202ZM130 198H131V199H130ZM141 198L143 199L142 201L140 200ZM14 199H16V200L14 201ZM36 199H37L38 201H37ZM61 199H62V202L60 203V200H61ZM67 199H66V200H67ZM70 199H68V201H70ZM111 199H112V200H111ZM138 199L140 200V202H138ZM150 199H153V200H150ZM97 200H96V201H97ZM130 200H131V203H127V202H130ZM136 200H137V202H136ZM158 200H159V198H158ZM2 201H3V202H2ZM35 201H36V202H35ZM149 201L147 200V202H149ZM19 202H21V203H19ZM72 202H74V203L76 204V206H75V204L72 203ZM89 202H90V203H89ZM114 202H115V203H114ZM124 202H126V204H125ZM166 202H167V199H166ZM95 203H97V202H95ZM151 203H150V204H151ZM204 203L206 204L205 201L203 202V204H204ZM8 204H10V203L8 202ZM16 204H17V205H16ZM91 204H92V205H91ZM114 204H117V205L120 204L119 209H121V210L118 211V210H117V207H118V206L116 207V205H114ZM127 204H129V205H127ZM148 204H149V203H147L146 205H148ZM150 204H149V205H150ZM205 204H204V205H205ZM144 205H145V204H144ZM152 205H151V206H152ZM206 205H207V204H206ZM25 206H26V207H25ZM62 206H63V205H62ZM84 206H85V207H84ZM139 206H140V204H139ZM27 207H28V208H27ZM63 207H64V206H63ZM67 207H66V209H67ZM137 207H138V208H137ZM194 207H195V205H194V206H189L188 208H190V209L193 210ZM207 207H209V206L207 205ZM61 208H62V209H61ZM88 208H90V209L88 210ZM145 208H147V209H149V210L151 209L153 212L150 210V211H151V214H150V213H148L149 210L147 211ZM34 209H35V210H34ZM115 209H116V210H115ZM142 209H143L144 211H143ZM60 210H63V211H60ZM67 210H68V209H67ZM75 210H77V209H75ZM75 210H74V211H75ZM145 210H146V211H145ZM154 210H155V211H154ZM192 210H190V212H191L192 215L197 214V212H196L197 209L195 210V208H194V210H193V211H192ZM211 211H212V213H211ZM217 211H218V210H217ZM61 212H62L63 214H62ZM69 212H70V210H69ZM116 212H117L118 214H117ZM119 212H120V214H119ZM215 212H216V209L213 208V210H212V208H210V207H209V210L206 211V213H207V214H210V216H211L212 218H213V213H215ZM9 213H10V212H9ZM89 213H92V215L90 216ZM121 213H122V214H121ZM193 213H194V214H193ZM216 213H217V212H216ZM216 213H215V214H216ZM149 214H150V215H149ZM215 214H214V215H215ZM18 215H20L19 218H18ZM21 215H23V217H21ZM24 215H25V216H24ZM103 215H104V217H103ZM207 216H208V215H207ZM207 216H206V217H207ZM6 217H8L9 220H8V218H7V220H6ZM13 217H14V218H13ZM20 217H21L22 219H20ZM68 217H69V218H68ZM89 217H87V218L89 219ZM118 217H120V218H118ZM162 217H163V218H162ZM214 217H215V216H214ZM10 218H11V219L13 218L14 220H11ZM15 218H16V219H15ZM17 218H18L19 220H18ZM24 218H25V219H24ZM63 218H64V219H63ZM85 218H86V217H85ZM154 218H155V219H154ZM157 218H158L159 220H161V218H162V220H163V219H164V216L162 215L160 218H159V217H157ZM103 219H104L105 221H104ZM142 219H145V220H143V221L141 222ZM146 220H147L148 222H147ZM162 220H161V221H162ZM164 220H165V219H164ZM67 221H68V222H67ZM69 221H70V222H69ZM71 221H72V222H71ZM136 221H137V223H136ZM138 221H140V222H138ZM144 221H145V222H144ZM217 221H218V220H214V221L211 220V222H213V225H211V226H214V227L217 229V232H218V230H219L218 228H220V225H221V224H220L219 222H218V224H217ZM100 222H103V225H101L102 223H100ZM104 222H105V225H104ZM146 222H147V223H146ZM211 222H210V224H212ZM68 223H69L70 225H69ZM134 223H136V225L138 224V228H136V225H135ZM159 223H160V221H159ZM159 223H158V224H159ZM164 223H165V221H164ZM164 223H163V224H164ZM204 223H206L205 225H207V223H209V222H208V221H204ZM75 224H76V227H77L78 229L75 227ZM120 224H121V225L123 224V226L121 227ZM132 224H134V227H132ZM145 224H146V225H145ZM149 224H151V225L149 226ZM153 224H154V225H153ZM125 225H126V226H125ZM127 225H128V226L131 225V227H127ZM140 225H145V226H140ZM160 225H161V224H159V226H160ZM164 225H165V224H164ZM164 225H163V226H164ZM202 225H203V224H202ZM205 225H204V226H205ZM68 226H70V227H68ZM90 226H91V227H90ZM104 226H105V227H108V229H109V228H110V229L113 228V229H111V230H114V232H113V233L111 232V233L109 234V232H110V231H109V232L107 233L106 231H107L108 229H104ZM208 226H210V225L208 224ZM208 226H207V227H208ZM218 226H219V227H218ZM25 227L28 228V229H25ZM71 227H73V228H71ZM94 227H95V226H94ZM123 227H124V228H123ZM141 227H142V228H141ZM166 227H165V228H166ZM202 227H203V226L200 225V227H198V229H199V230H203V229H204V230L206 231V229H205V228L202 229ZM207 227H206V228H207ZM214 227H213V228H214ZM100 228H101L100 233H102V235H101V234H98ZM114 228H116V229L119 230V231H117V230L115 231ZM119 228H120V229H119ZM122 228H123V229H122ZM125 228H126V229H125ZM132 228H133V230H132ZM156 228H157V229H156ZM160 228L162 229V227H160ZM85 229H86V230H85ZM87 229H88V230H87ZM110 229H109V230H110ZM144 229H145V230H144ZM177 229H178V228H177ZM180 229H181V228H180ZM180 229H178V232L183 233V232H182V229H181V231H179ZM216 229H215V230H216ZM54 230H56V232L58 231L59 233H63V234L65 235V236H64V235L62 236V237H63V240H60V239H59V238H62V237L59 236L60 234H58V232H57V234H56V233H55V234L53 233ZM103 230L106 232V234H105V232H104ZM131 230H132V231H135L136 233L139 232V233H137V235H136L137 238L134 236L136 239H134L133 237L131 238V237L129 236V235H131V234H132L131 236H133V235L135 234L134 232H133V233H134V234H133ZM139 230H141L142 232L139 231ZM175 230H176V227H175ZM207 230L212 231L213 229L210 227V229L208 228ZM215 230H213V231H215ZM30 231H31V232H30ZM32 231H33V233H32ZM52 231H53V232H52ZM102 231H103V232H102ZM126 231H127V232H126ZM145 231H146V232H145ZM173 231H174V230H173ZM1 232H4V230H2ZM28 232H30V234H33L34 236L37 235L38 237H37V236H35V237H34V236H31ZM38 232H39V233H38ZM76 232H77V233H76ZM116 232H117V233L120 232V233L117 234ZM121 232H122V233H125V232H126V233H125V235H123ZM128 232H130L131 234H129ZM156 232H157V233H156ZM206 232H207V231H206ZM215 232H216V231H215ZM93 233H94L95 235H94ZM96 233L98 234L99 238H98V236H97ZM114 233H116V234H117L116 236L119 238V244L116 243V242H118V241H116L118 238L116 239ZM142 233H143V235H144L145 233H148V236H146V234H145V235H144L145 238H144V237L142 236ZM158 233L161 235V237H162V236H163V237L160 238V235H159ZM4 234L9 235V232H8V231H7V232H4ZM24 234H25V235H24ZM27 234H29L31 237L28 236ZM78 234H79V235H78ZM107 234H108V235H107ZM112 234H113V235H112ZM120 234H121V235H120ZM128 234H129V235H128ZM155 234H156V235H155ZM165 234H166V235H165ZM172 234H173V235H172ZM179 234H180V233H178V235H179ZM204 234H206V233H205V232H204V233H201L200 237H205L206 235H204ZM41 235H42V236H41ZM57 235L59 236L58 239L56 238ZM149 235H150V236H149ZM154 235H155V236H154ZM158 235H159V236H158ZM185 235H186V234H185ZM197 235H198V234H196V236H197ZM202 235H203V236H202ZM40 236H41V238H40ZM78 236H79V237H78ZM93 236H94V239H93ZM100 236H101V238H100ZM109 236H110V237H109ZM113 236L115 237L116 240L113 238ZM119 236H120V237H119ZM140 236H141V237H140ZM179 236L181 237V234H180ZM179 236H178V237H179ZM182 236H184V235H182ZM198 236H199V235H198ZM26 237H27V238H26ZM36 237H37V238H36ZM122 237H125L126 239L124 238L125 240L123 239V240L120 241V239H121ZM147 237H148V238H147ZM154 237H155V238H154ZM186 237H187V236H185V238H186ZM200 237H198V238H200ZM31 238H32V239H31ZM64 238H66V239H64ZM80 238H81L82 240H81ZM96 238H97V239H96ZM112 238L114 239V241H116L115 243L117 244V246H116L114 243H113L114 245L112 244V242H111V241L113 240ZM143 238H144V240L147 239L146 242H143V241H144ZM152 238H154V239H152ZM176 238H177V237H176ZM181 238H184V237H181ZM181 238H179V241H180V242H173L172 240L170 241L169 238H167V239H169V241L172 243V244H171V243L169 244L170 246L172 245V247H174L175 244H177V246H175V247L177 248V247H178V243H179V247H180V248H181V247L184 248V247L187 245L185 242L187 241L186 239H188V238L185 239V242H184V240H183L184 243L181 242ZM10 239L13 240V243H14V244L18 242V241L15 242L13 238H8V241H9V242H11ZM29 239H28V240H29ZM33 239H34V240H33ZM35 239H36V240H35ZM40 239H41L42 241H41ZM69 239H70V240H69ZM101 239H102V240H101ZM110 239H111V240H110ZM132 239H134V240H132ZM139 239H140V241H139ZM159 239H160L161 241H160ZM167 239H166V241H167ZM55 240H57V242H58V240H59V243L61 242L60 245H62V247H63V244H64V245L66 244L65 247H67V245H69V244L71 243L72 246L74 247V249L77 251V252H76V251H75V252L73 251V252L77 255V257H76V256H73V255H75V254H73V252H71V253L73 254L72 256H73L74 258L76 257V260H77L78 262H77L75 259H73V257L71 258V253L68 251V250H71V249H68V247L71 248L72 246L69 245L67 248L64 247V248L66 249V252L63 251L64 248L62 249V248L59 247V249H61V250L59 251V249L56 248V245H59V244H57ZM127 240H129V241H127ZM148 240H149V241H148ZM158 240H159V241H158ZM174 240H175V238H174ZM176 240L178 241V239H176ZM176 240H175V241H176ZM188 240H189V239H188ZM196 240H197V239H196ZM199 240H200V239H199ZM39 241H41L42 243L39 242ZM53 241H55L56 244H55ZM65 241H66V242H65ZM70 241H71V242H70ZM76 241H80V243H77ZM97 241H99V242H97ZM100 241H101V242H100ZM114 241H113V242H114ZM169 241H167V242H169ZM194 241H195V240H194ZM197 241H198V240H197ZM197 241H196V242H197ZM215 241H216V240H215ZM27 242L29 243V241H27ZM63 242H64V243H63ZM121 242H122V244H121ZM134 242H132V243H134ZM142 242H143L144 244H143ZM157 242H161V243H157ZM22 243L24 244V240L21 242V245H23ZM28 243H26V244H28ZM40 243H41V245L44 244V246H43V249L45 250L44 252H42L43 249H42V251H39V250H41V248H42L41 245H40ZM51 243H52L53 245H52ZM76 243H77V244H76ZM82 243H83L84 246H83L82 250H80L79 247H82V245H81ZM105 243L108 244V245H107L108 248H107V246L105 245ZM126 243H127V244H126ZM164 243H165V242H164ZM164 243H163V244H164ZM173 243H174V244H173ZM26 244H25V246H22V247H23V249L26 248V250H27V247H28L30 244H28V246H27ZM111 244H112V245H111ZM154 244H153V245H154ZM163 244H162V247L165 246L167 243H166L165 245H163ZM185 244H186V245H185ZM60 245H59V246H60ZM80 245H81V246H80ZM103 245H105V248H104ZM118 245H119L120 247H118ZM146 245H144V246H146ZM189 245H190V249H191L192 246H191V244H189ZM26 246H27V247H26ZM45 246H46V247H45ZM112 246H113L114 248H113ZM115 246H116L117 248H116ZM156 246L152 248V250L156 253V258H155V257H154V258H155V259H158V260H156V261L154 260L155 263L158 261L159 264H161V263H162V264H168L169 262H170V264H183V260H182V262H178V263H176L175 261H176L177 259L180 260V259L184 258L185 260H187V262L184 260L186 264H191V262H192V264H193V262H194V264H196V262H197V264H199V263H200L199 260H203V259L200 258V254H201V252H203L200 248H198V247H200V245H199L198 247L196 246V248H195V246H194V249H197V250H199V251L201 250V252L199 253V255L197 254L199 251L195 254V251H194L193 248H192L193 251L191 252V253H193V258H196V259H197L198 257L200 258V259H198L197 261H195L196 259L192 261V258L190 259V257H188V256H189V253H190V250H189V253H187V254H185V255H184V254H183V255H182V254L180 255V253H183L182 250H184V249H182L181 251H180V249H179L180 252L178 251L179 253H177V252H176L177 250L175 251V247H174V250L172 249L173 252H172L170 249H168V252L166 251L167 253L170 254V255H169V254H166L165 251H162L164 248L161 249V248H162V247H160L161 245L159 246L161 251H159V248L156 247ZM166 246L168 247V244H167ZM183 246H184V247H183ZM44 247H45V248H44ZM53 247H54V248H53ZM73 247H72V248H73ZM172 247H171V248H172ZM179 247H178V248H179ZM35 248L38 250V252H37V250H36ZM39 248H40V249H39ZM55 248H56V249H55ZM124 248H126L125 251H124ZM154 248H155V250H154ZM185 248H186L185 250H188V246H186ZM28 249H29V247H28ZM49 249H50V250H49ZM74 249H73V250H74ZM83 249H84V251H83ZM112 249H115V250L117 249V251H116L117 253H115V252L111 253L110 250H112ZM29 250H30V249H29ZM29 250H27V252L25 251V254H26V255H27V254H30V253H28ZM46 250H47V251H46ZM118 250H120V251H118ZM157 250H158V251H157ZM166 250H167V248H166ZM57 251H59L58 253H61L60 255H62L63 253H66V259H67V261L65 260V254H63V255H64L63 257H62V256H59V254H57ZM62 251H63V252H62ZM71 251H72V250H71ZM86 251H87L88 253H87ZM122 251H124V252H123V255H125L124 257H126V258H125V261H124V259H122V261L120 260V257H121V256L123 257V255L121 254ZM169 251H170V252H169ZM174 251L177 253L176 255H179V256L176 257V255H175V256H173V259L166 258L167 255H168L169 257H172V255L175 253ZM45 252H47V253L44 254ZM48 252H49V253H48ZM82 252H83V253H82ZM118 252L120 253L119 255H121L120 257L118 256ZM130 252H131V251H130ZM154 252H153V253H154ZM162 252H163V253H162ZM184 252H185V251H184ZM34 253H35V254H34ZM51 253H52V254H51ZM91 253H92V254H91ZM93 253H94V254H93ZM104 253H105V254L107 253V254H109V255H108V256H107V254L104 255ZM114 253L117 254V255L114 256ZM164 253L166 254L165 256L163 255ZM172 253H173V254H172ZM203 253H204V252H203ZM203 253H202V254H203ZM32 254H31V255H32ZM38 254H37V256H39ZM79 254H80V256H82V258L79 256ZM158 254H159V255H158ZM160 254H161V255H160ZM171 254H172V255H171ZM52 255H53V256H52ZM111 255H112V256H111ZM136 255H137V256H136ZM136 255H134V257H135V258H138V256H139L140 254H139V253H136ZM154 255H155V254H153L152 257H151L150 259H152ZM78 256H79V257H78ZM85 256H86V258H85ZM104 256H107V259H108V257H109L108 261L105 259V260H106V263H102V262H104V261H102L103 258H104ZM113 256H114V257H113ZM157 256H158V257H157ZM182 256H183V257H182ZM190 256H191V254H190ZM194 256H195V257H194ZM196 256H197V257H196ZM203 256H205V255L203 254ZM203 256L201 255L202 258H203ZM207 256H209V257L211 258L210 255H207ZM32 257H34V256H32ZM47 257H48V258H47ZM60 257H61L62 259L64 258L63 261L61 260L62 263H61V261L59 260ZM112 257H113V258H112ZM116 257H117V258L119 257V259L116 260V259H117ZM130 257L134 258L133 256H130ZM149 257H150V256H149ZM159 257H160L161 262H160V260H159ZM178 257H179V258H178ZM180 257H182V258H180ZM191 257H192V256H191ZM54 258H55V259H54ZM78 258H79V260H78ZM110 258H112V260H110ZM115 258H116V259H115ZM163 258L166 259V260H164ZM206 258H207V257H206ZM80 259H81V261H80ZM127 259L129 260L128 262H127ZM138 259L140 260V257H139ZM162 259H163V260H162ZM204 259H205V257H204ZM50 260H51V261H50ZM53 260H54V261H53ZM139 260H138V261H139ZM148 260H149V259H148ZM167 260H169V261L167 262ZM212 260H213V259H211L210 262H208V263L210 264L211 262H214V261H212ZM42 261H43V262H42ZM49 261H50V262H49ZM79 261H80V262H79ZM152 261H153V259H152ZM152 261H151V262H152ZM154 261H153L152 263H154ZM173 261H174V262H173ZM180 261H181V260H180ZM208 261H209V260H208ZM26 262H27V261H26ZM31 262H32V264H33L34 261H31ZM31 262H28L27 264H31ZM108 262H110V263H108ZM203 262H204V261H202L201 264H202ZM206 262H207V260L205 261V263H206ZM16 263H18V261H17ZM16 263H15V264H16ZM125 263H121V264H125ZM139 263H142V262L140 261ZM147 263L150 264V261H148ZM205 263H204V264H205ZM208 263H206V264H208ZM214 263H215V262H214ZM19 264H20V263H19ZM142 264H143V263H142ZM145 264H146V263H145Z\"/></svg>",
    "mask_w": 264,
    "mask_h": 264
}]
</instances>
